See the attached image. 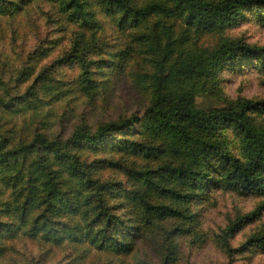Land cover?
<instances>
[{"label": "trees", "instance_id": "1", "mask_svg": "<svg viewBox=\"0 0 264 264\" xmlns=\"http://www.w3.org/2000/svg\"><path fill=\"white\" fill-rule=\"evenodd\" d=\"M249 8L264 0H0V17L25 13L18 26L34 37L26 47L13 27L0 42V264H154L139 251L143 236L168 264L172 237L191 231L190 206L209 189L264 197V122L253 117L264 98L227 99L218 78L246 58L264 69V45L198 44ZM106 22L120 36L115 50ZM54 24L65 36L52 35ZM67 65L71 88L56 75ZM111 65L127 69L138 106L95 123L84 110L54 118L74 101L99 103L97 76ZM251 245L264 235L240 249Z\"/></svg>", "mask_w": 264, "mask_h": 264}, {"label": "rangeland", "instance_id": "2", "mask_svg": "<svg viewBox=\"0 0 264 264\" xmlns=\"http://www.w3.org/2000/svg\"><path fill=\"white\" fill-rule=\"evenodd\" d=\"M37 4V1L32 4L31 12H38ZM257 12L264 15V8L259 11L250 8L243 10L241 17L234 25L225 28L220 33L204 35L198 40V44L201 46L210 45L222 37L240 39L252 46H263L264 21L258 19ZM32 17L35 18L36 15L33 14ZM21 18L26 19L25 13L13 18L0 17V33L7 39L3 40L0 37V42H9L8 36H11V30L14 27L25 34L24 45L26 47L32 44L34 37L21 30L24 27L23 24L18 26L19 23H22ZM56 27V24L52 26L54 30L52 35L61 37L63 33L60 30L57 31ZM41 28L42 26H40ZM103 32L108 42V48L115 50L120 42V36L116 34L113 27L108 25V22H106ZM63 42L64 40L57 42L53 52L61 51ZM125 70L127 69L125 68ZM125 70L113 65L100 69L97 80L105 81L103 85L100 83L99 96L101 98L99 97V100H101L96 105L83 107L80 99L72 104L69 102L71 105L67 109H62L63 106L56 108L51 114L54 113L56 115L54 118L59 117L65 121L69 118L66 116L73 109L70 121H74L77 113L84 110L88 122L95 123L117 115L119 109L125 106L135 108L138 106L137 100H141V93L137 90H130L126 85L128 82L124 79ZM219 70V86L225 98H264V69L258 58H246L237 64L225 65ZM56 75L63 79L69 88L73 86L75 69L72 66H62ZM253 117L257 121L264 122V114ZM223 134L228 146L234 152H238L239 142L235 131L226 127L223 128ZM263 205L264 197L261 196H242L218 187L209 189L200 200L190 206L193 215L190 222L191 231L182 232L172 237L173 259L168 264H264V246L251 245L240 249V244L248 237L257 234L264 235ZM233 225L236 228L231 227ZM231 228L234 229L231 231ZM143 238L137 244L139 251L144 254L145 260L148 259L154 264H159L163 247L159 248L156 241V247L159 249L157 251L153 243V240L156 239L146 240L145 236ZM223 238L227 240L229 252H226L221 245Z\"/></svg>", "mask_w": 264, "mask_h": 264}]
</instances>
